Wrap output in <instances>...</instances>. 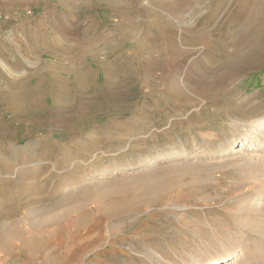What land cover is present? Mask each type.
I'll list each match as a JSON object with an SVG mask.
<instances>
[{"label":"rangeland","instance_id":"obj_1","mask_svg":"<svg viewBox=\"0 0 264 264\" xmlns=\"http://www.w3.org/2000/svg\"><path fill=\"white\" fill-rule=\"evenodd\" d=\"M103 1L0 0V61L8 69L0 66V87L36 81L42 61H71L80 45L138 70L110 91L99 80L96 95L73 106L92 119L75 138L55 130L62 112L34 117L42 128L34 131L0 106V243L33 235L44 246L30 261L20 249L0 254V264H212L225 255L229 264H264V52L225 67L216 48L197 42L200 32L219 38L249 0H225L203 24L217 0ZM163 5L183 10L187 22H169L176 57L162 53L164 33L156 31ZM256 19L230 28L226 53L247 41L245 25ZM133 23L143 26L135 35ZM142 41L152 61L136 67ZM174 81L189 88L185 98L171 92Z\"/></svg>","mask_w":264,"mask_h":264},{"label":"bare ground","instance_id":"obj_2","mask_svg":"<svg viewBox=\"0 0 264 264\" xmlns=\"http://www.w3.org/2000/svg\"><path fill=\"white\" fill-rule=\"evenodd\" d=\"M100 1H102V0H100ZM107 1H105V3ZM208 1L212 2L213 0H208ZM224 1L225 0H217L216 5H214L212 7L209 15L204 20H202L201 23L203 24V23H207V22L211 21V19H213L214 16L216 15L218 8L224 3ZM260 1L261 2H259L257 5L255 0H249L248 6L243 5L244 8L241 10L239 7L237 9L238 12L236 13L235 19L233 21L226 22V24H224L222 26L223 33L221 34V36L219 38L211 39L209 36L205 38V37H203L204 36L203 32L202 33L200 32V34L198 35L199 40H197V42L201 41L203 39V40H205V42L207 41L205 44L209 50H211L212 48H216V50H217L216 54H218L220 57H222V59H224L223 65L225 67H226V65H233V64H236L238 62L245 61V60L251 61L257 55L262 54V52H264V0H260ZM112 2H110V3H112ZM98 3H99V0H98ZM163 6H165V8L167 9L166 19H162L160 17L161 14H157V13L155 14L156 17H158L157 18L158 25L156 27V29H157L156 31L159 33H162V32L164 33L163 40H164V43L166 46L165 47L166 51H162V53L166 54V52L168 51L169 54H171V56L176 57L179 55L180 52L176 48V45H175V42L173 39L174 37H173V33H172V27H171V24L169 22L171 20L176 25L177 28H178V26L184 27L187 24V22L184 21L183 16L181 15L183 10L177 9L174 6H170V7H168L166 5H163ZM108 7H109V4H108ZM138 13L146 15L148 12L146 10L138 9ZM247 15L249 17L251 15H253L254 17L255 16L258 17V20L257 19L255 21L253 20V21L249 22L247 24V26L245 25L246 31L248 30V32H249L248 33L249 38L247 39L246 42H243V40H242L241 42L234 44V47L231 50L232 52L226 53L225 52V49H226L225 39L227 38L228 34L231 33V32H229L230 28L239 27L240 23L242 22L241 20L244 19V17L246 19ZM140 27H143V26H139V24L133 23V29L130 31V33L135 35L138 32V30L140 29ZM252 35H254V36H252ZM146 36H148V35H146ZM191 37H193V38L189 42L195 43V36L193 35ZM139 43H140V45H137L133 51V53H134L133 54L134 55L133 61L135 63V64L134 63L133 64L136 67L139 65H142L144 63H147L149 61L150 62L152 61L150 58H148V59L143 58V53L150 54V52L152 50L151 47L148 44H146L147 42H145V41H142V43L141 42H139ZM35 47H36V49L41 48L40 46L38 47V45ZM80 47L81 48H79L80 49L79 52L71 58L72 59L71 61H68V62H66L62 58L63 57L62 55H61L62 57L61 56H55L56 60L50 61V60L42 59V60H44V61H42L43 62V65L41 66L42 69L39 68V70H41V71L38 70L40 75L36 81H33V80L28 78V80H25L22 82H15L16 80L3 82V83H5V85H3L1 87H2V89H4L7 92L0 94V106L2 107V111L5 114H8V115L10 114L12 122H24V123H27V125L31 124V122H32L31 125H32L33 130L34 131H36V130L40 131L42 128H41V125L38 124V122L36 121L37 119L35 120V122L31 121L34 119V117L39 116V115L41 116L45 113H48V114L50 113V115H55V114L62 112V114H61V117L63 118L62 123H61L62 126L61 127L57 126L55 128V130L61 132L63 137L67 136L69 138L70 137L75 138V137H77L76 135H78L79 132L84 128V125L91 123L92 119L85 117L83 115V113L78 112V111L73 113L72 112L74 109L73 106L81 105L82 102H84L83 99L89 97L88 92H90L93 96H95L97 93V90H98V86L100 85L99 80H103L102 81L103 86L105 88H107V90L109 89L108 91H110V89H112L114 87H122V86L128 84V81L130 82L131 79L133 80L138 75V73H137L138 70H136L135 67H130V66L124 65V66L116 68L115 66L118 64L116 62L117 58L116 59L115 58H111V59L109 58V60H106L103 62L97 58V52L92 50L91 46L86 47L87 48V49L85 48L86 50L81 45H80ZM76 48H77V46H76ZM161 50H162V48H161ZM73 51L74 50H72V52ZM57 53H55V54H57ZM58 54H61V53H58ZM64 54H65V50H64ZM83 55H85L86 58L89 59V62L86 61V62L82 63L83 59H84V58H82ZM147 56H149V55H147ZM67 57L68 56H66V58ZM117 61H118V59H117ZM77 62L82 63L80 65L81 68H83L85 66H87V67H85L83 69H78L80 71H77L76 65L74 64ZM13 63H15V62H13ZM15 65H17V64H15ZM0 66L6 72H8V69H7L4 62L0 61ZM30 76H32V75H30ZM206 76L209 78V73H207ZM215 76L213 75V77H215ZM172 85H173V87L171 89V92L175 96L185 98L186 94L190 93L189 88H187L186 86H184L181 83L177 84L174 81L172 83ZM216 90H218V89H216ZM121 109H122L121 107H117L115 110L119 111ZM103 110L104 109L101 105L97 106L94 109V115H93L94 119L99 113H102ZM9 122H11V121H9ZM24 135H25V133H24ZM235 139H233V140H235ZM93 147H95V146L93 145ZM231 147H232V145H231ZM59 152L63 153L64 149H60ZM87 195L85 197L86 200L89 199V198H87ZM106 195H107V193H106ZM111 195H112V193H111ZM102 197L103 196H101V198ZM103 198H106V197L104 196ZM112 198H114V197H112ZM130 199H132V198H129V200ZM129 200H126V201L129 202ZM97 201H99V200H97ZM119 203H117V204L119 205ZM130 204H132V202ZM109 205H110V203H109ZM125 205H126V203H125ZM111 207H115V206H111ZM131 207H134V206H131ZM135 207H136V205H135ZM106 208H107V206H106ZM99 210H100V208L98 209V211ZM105 210L106 209L104 208V211ZM108 210H110V209H107V211ZM107 211H105V212H107ZM131 211H133L132 208H130L128 206V209H126L125 212L128 213ZM120 212L121 211L116 212V213H119V215H121ZM98 215H101V214L99 213ZM11 234H9V238H13L12 237L13 235H11ZM30 237H31L30 240H28V241L23 240L18 245H15L10 240H9V243H0V254L3 255V257L7 258L8 256H12L14 254L13 252L20 249L21 250L20 252H22V255H23L22 257H24L27 261H30V259H32V257H35L36 254L39 253V251L42 249V247L44 248V246L39 245L40 243L37 244L38 241H36L33 238V235H31ZM4 242H6V241H4ZM231 259L232 258L230 255H225L224 257L221 258V260L214 262L212 264H229V261ZM43 263H44V261H43Z\"/></svg>","mask_w":264,"mask_h":264}]
</instances>
